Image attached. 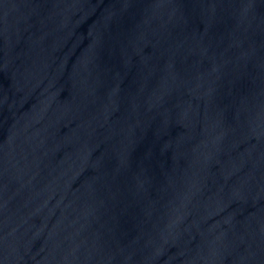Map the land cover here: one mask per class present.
<instances>
[{"label": "water", "instance_id": "95a60500", "mask_svg": "<svg viewBox=\"0 0 264 264\" xmlns=\"http://www.w3.org/2000/svg\"><path fill=\"white\" fill-rule=\"evenodd\" d=\"M0 264H264V0H0Z\"/></svg>", "mask_w": 264, "mask_h": 264}]
</instances>
